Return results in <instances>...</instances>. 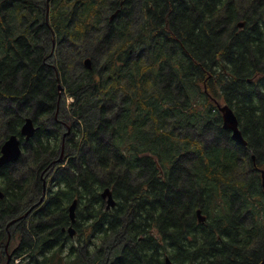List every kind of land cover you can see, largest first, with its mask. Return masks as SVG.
Instances as JSON below:
<instances>
[{"label":"trees","instance_id":"16d2710c","mask_svg":"<svg viewBox=\"0 0 264 264\" xmlns=\"http://www.w3.org/2000/svg\"><path fill=\"white\" fill-rule=\"evenodd\" d=\"M11 135L0 264H264V0H0Z\"/></svg>","mask_w":264,"mask_h":264},{"label":"water","instance_id":"95a60500","mask_svg":"<svg viewBox=\"0 0 264 264\" xmlns=\"http://www.w3.org/2000/svg\"><path fill=\"white\" fill-rule=\"evenodd\" d=\"M124 0H122L123 2ZM117 11H115L111 16L110 19L112 20L116 15ZM245 25V21L242 20L238 23V27L242 28ZM84 66L88 69L92 68V61L89 57H86L83 60ZM61 89V86H59ZM218 110L221 113L222 117V127L225 130H229L232 133V137L239 143L245 145L246 141L242 137L241 131L238 126V120L237 117L232 110V108L224 103L220 104L217 103ZM36 127L33 123V120L31 118H26L22 127H21V136L24 137L25 141H28L32 138L34 135ZM22 153V143L20 137L17 135H11L9 136L2 144L1 149H0V167L11 163L15 162L18 160ZM263 174V173H262ZM101 196L105 199L106 201V208L109 209L115 205V200L112 195V190L110 188H105L104 191L102 192ZM3 197V193L0 190V198ZM43 197L40 200V203H42ZM77 201L76 199L73 200L71 205L69 206V215L71 218V222L74 223L75 221V208H76ZM196 215L198 218L199 222H204L206 220V216L202 214L200 209H197ZM70 235H74V229L72 226L68 228ZM9 260V259H8ZM166 264H173L168 257L165 258ZM8 264V262H7Z\"/></svg>","mask_w":264,"mask_h":264},{"label":"rangeland","instance_id":"374dc122","mask_svg":"<svg viewBox=\"0 0 264 264\" xmlns=\"http://www.w3.org/2000/svg\"><path fill=\"white\" fill-rule=\"evenodd\" d=\"M70 54V53H69ZM84 64V63H83ZM76 69H77V66H76ZM71 98H68L67 99V102H71ZM221 103H223V102H221ZM29 141V140H28ZM22 154V153H21ZM21 156V155H20ZM20 158V157H19ZM19 158H18V160H19ZM45 185V184H44ZM43 199H44V197H43ZM40 200H41V198H40ZM40 200L38 201V202H36V203H34L32 206H30L29 208H28V210H26L25 211V213L24 214H22V216L21 217H23V216H25V215H27V214H29V213H31L34 209H36L37 207H39L40 205H41V203H40ZM43 202V201H42ZM21 219V218H20ZM19 219H16L15 221H18ZM13 223V222H12ZM11 223V224H12Z\"/></svg>","mask_w":264,"mask_h":264},{"label":"flooded vegetation","instance_id":"af4514ba","mask_svg":"<svg viewBox=\"0 0 264 264\" xmlns=\"http://www.w3.org/2000/svg\"><path fill=\"white\" fill-rule=\"evenodd\" d=\"M117 1H119V5L122 6V4H123L122 0H117ZM117 10H118L117 15H118V13L120 12V8L118 7V8L115 9V11H117ZM115 11H114V12H115ZM114 12H113V13H114ZM113 13H112V14H113ZM117 15H116V16H117ZM110 16H111V15H110ZM110 16H109V20H110V21H113V20L116 18V16H115V17L111 20V19H110ZM262 179H264V173L262 174ZM262 186H263V188H264V181H263V180H262ZM262 261H263V260H262ZM261 264H262V263H261Z\"/></svg>","mask_w":264,"mask_h":264}]
</instances>
